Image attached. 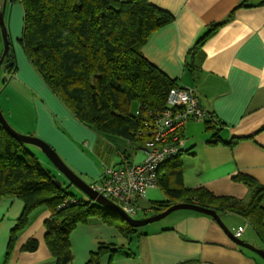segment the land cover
Listing matches in <instances>:
<instances>
[{"label": "crops", "instance_id": "0c3cea01", "mask_svg": "<svg viewBox=\"0 0 264 264\" xmlns=\"http://www.w3.org/2000/svg\"><path fill=\"white\" fill-rule=\"evenodd\" d=\"M150 3L169 12L174 21L150 36L142 49L143 55L177 80L179 87L194 89L221 129L219 138L213 139V132L206 130L205 122L187 124L185 153L181 156L184 183L188 188L202 187L216 196L246 201L249 189L236 182V176H248L264 186V0H150ZM219 24L199 53L192 55L191 49L198 40ZM14 75L33 94L35 107L27 134L48 143L81 178L90 179V186L101 179L107 167L139 164L140 153L146 155L142 147L98 133L78 121L23 55L18 58ZM33 152L46 168L57 171L39 150ZM82 199L87 200L85 196ZM166 199L161 188L151 189L142 205L150 208ZM23 208L24 202L19 198L0 199V264H54L45 240V222L51 212L45 208L31 214L6 261L11 232ZM154 215L149 212L141 219ZM165 219L159 222L168 219L170 222L152 230L138 228V233L127 239L115 226L93 217L88 223L79 224L70 235L73 254L70 264H89L100 243L120 248L113 257L105 255L100 264H264L258 255L233 242L210 216L182 210ZM221 219L233 234L244 227L241 240L264 249L244 218L226 213ZM32 239L38 242V248L32 252L23 250Z\"/></svg>", "mask_w": 264, "mask_h": 264}, {"label": "trees", "instance_id": "16d2710c", "mask_svg": "<svg viewBox=\"0 0 264 264\" xmlns=\"http://www.w3.org/2000/svg\"><path fill=\"white\" fill-rule=\"evenodd\" d=\"M18 1L24 11L20 42L28 61L49 89L82 124L143 148L148 140L147 128L167 110L169 93L179 85L149 62L142 49L150 36L173 22L174 17L150 0ZM220 25L211 27L190 53L196 56ZM3 66L15 74V54L10 52ZM133 104L137 105L135 112ZM205 124L206 130L213 132V139L219 138L217 118L214 116ZM28 146L0 125V199L16 197L24 202L11 232L6 261L18 234L38 208L51 212L45 222V240L54 264L72 262L70 235L79 224H86L93 217L115 226L127 239L138 233L139 229L117 214L69 191L72 185L61 182L59 172L57 176L46 168ZM184 153L160 167L158 184L167 199L144 208V212L157 215L174 204L184 203L215 211L220 217L231 213L249 223L264 247V186L248 176H236L235 181L249 189L246 201L216 196L202 187L188 188L181 163ZM55 181L62 186L58 187ZM37 248L38 242L32 239L23 250L32 252ZM119 250L113 244L100 243L89 264H100L105 255L113 257Z\"/></svg>", "mask_w": 264, "mask_h": 264}, {"label": "built area", "instance_id": "2783aa9c", "mask_svg": "<svg viewBox=\"0 0 264 264\" xmlns=\"http://www.w3.org/2000/svg\"><path fill=\"white\" fill-rule=\"evenodd\" d=\"M214 119L202 106L194 89L175 88L169 93L167 110L157 116L147 128V142L143 149L146 157L142 163L127 164L120 167H107L101 180L91 187L101 195L116 202L123 211L137 219L144 213L142 202L151 189L159 188L160 167L177 158L185 150L184 129L190 122ZM143 133L140 132L139 136ZM245 228L234 232L241 239Z\"/></svg>", "mask_w": 264, "mask_h": 264}, {"label": "rangeland", "instance_id": "374dc122", "mask_svg": "<svg viewBox=\"0 0 264 264\" xmlns=\"http://www.w3.org/2000/svg\"><path fill=\"white\" fill-rule=\"evenodd\" d=\"M3 12L5 24L9 31V40L11 46L10 52L15 54L17 63L18 58L22 55L28 61L24 48L20 42L24 25V11L22 5L18 0H0V15ZM3 52L4 41L0 24V58ZM18 80H20L18 75L10 74L8 68L2 65V67L0 68V108L5 117L7 118L8 123L16 132L22 135H28L27 129H31L32 127V119L30 118L33 112L32 107H35L34 102L32 100L33 94L29 89L20 85ZM136 110L137 105L133 104L132 111L135 112ZM25 115L27 116V118H25ZM31 117H33V115ZM201 126L204 125L202 124ZM28 147L30 148V150L33 151L39 150L43 154L42 150L39 148L37 149V147L35 146L29 145ZM140 154L142 155V159L139 163L143 162L146 157L143 152H141ZM53 172L58 176L57 171ZM58 179L64 184H68V181L62 175L58 176ZM82 179L87 184H91L90 179ZM69 191L81 198L85 196L74 186H71V188H69ZM145 214L146 213H141L137 219H141V217H144ZM169 220L170 219H168L167 221L154 223L142 228L146 230H152V228H155L156 226H161L160 224H164V222H170ZM246 252H248V250H246Z\"/></svg>", "mask_w": 264, "mask_h": 264}, {"label": "water", "instance_id": "95a60500", "mask_svg": "<svg viewBox=\"0 0 264 264\" xmlns=\"http://www.w3.org/2000/svg\"><path fill=\"white\" fill-rule=\"evenodd\" d=\"M0 24L2 28V36L4 41V52L0 58V68H1L5 58L8 56L11 49L10 40H9V31L4 20V12L1 13L0 15ZM0 125L5 128L8 134H10L13 138L18 140L19 142L28 144L30 146H35L41 149L43 154L47 157V159L54 167V169L57 170L59 174L62 175L72 186H74L79 191H81L87 198L88 202L90 201L95 205L108 210L109 212L117 214L119 217L125 220L131 227L137 229L145 227L149 224L159 222L177 211H182V210L194 211L212 217L219 224V226L226 232V234L233 240V242H235L238 246L255 253L264 260L263 249L254 247L241 239H237L234 236V234L228 229V227L224 224V222L222 221L221 217L217 214V212L208 210L206 208H202L197 205L178 203L172 205L166 211L160 214L150 216L145 219L132 218L131 216L126 214L116 202L96 192L89 184H87L75 171H73V169H71L63 161V159L59 156V154L48 143H46L45 141H43L38 137L31 135H22L16 132L4 117L1 108H0ZM55 183L57 184L58 187L62 186L60 181H55Z\"/></svg>", "mask_w": 264, "mask_h": 264}]
</instances>
